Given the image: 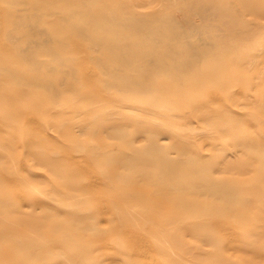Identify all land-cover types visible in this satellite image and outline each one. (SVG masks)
Wrapping results in <instances>:
<instances>
[{
    "label": "rangeland",
    "instance_id": "374dc122",
    "mask_svg": "<svg viewBox=\"0 0 264 264\" xmlns=\"http://www.w3.org/2000/svg\"><path fill=\"white\" fill-rule=\"evenodd\" d=\"M132 1L139 9L145 11L150 10V5L159 4L155 8L157 11L164 12L171 9L179 18L185 17L189 11H198V5L191 0ZM3 9L5 7L0 6V20L5 21L7 15ZM193 13L188 16L194 22L195 32H201V37L194 41V45H199L202 50L198 59H195L196 55L190 50L189 42H173L171 39L166 41L136 39L138 42L136 47L139 48L153 46L160 51L169 48L172 52L170 56L161 52L156 55L162 61L171 64L193 62L191 68L179 73L148 74L149 80L146 83L153 88L149 95L137 94L138 100L143 98L139 103L129 101L128 92L124 95L115 88L102 89L105 94L107 93V98L106 96L101 98V87L97 90L95 87L92 88L93 82L100 83L107 77L99 70L102 67L93 57L105 56L109 64L116 62L114 55L101 53L102 48L98 46L97 49L91 47L88 51L83 50L84 53L86 52L85 58L88 56L87 60L91 61L86 60L82 63L80 72L74 75L66 71L62 73L50 68L43 69L52 77L60 76L59 78L62 77L68 83L78 84L81 78L83 84L78 86L77 91L100 95L98 99L82 101L77 107L72 108L67 100L74 96L73 93H68L53 102L48 100L50 97L47 93L39 96L40 91L36 87L29 86H26V89L32 95L23 96L18 106L14 100H3L0 97V193L7 195L26 212L40 213L50 206L60 207L72 214L82 216L78 219H82L79 224L81 229H85L90 223L100 229L116 222L120 223L119 210L122 207L112 200V195L131 193L137 189L150 191L152 194L153 189L155 187L158 189L161 183L155 182L158 185H154L143 181L139 178L141 176L137 174V169L121 168L120 173L114 168L102 165L104 158H107L100 155L102 151L98 148L102 140H105L110 148L118 144L125 146L126 143L124 139L109 137L103 127L102 132L96 131L99 120L106 116L107 122L113 125L121 121L125 122V126H128L126 129L135 136L133 142L136 146L146 144L151 138L164 146L180 147L182 143H186L187 153L196 155L208 163L206 172L226 193H230L234 186L241 189L244 197L237 200L235 212L231 208L233 205L228 201L202 196L207 200L206 203L212 211L202 219L262 216L264 213V160L261 159V151L264 150V0H202V17ZM130 34L136 38L139 35L136 32ZM1 37L0 49L3 46L4 35ZM80 51L78 56L83 53ZM5 52L4 50L0 52V61H6ZM40 53L42 56L46 54L41 50ZM84 53L78 58L82 62ZM154 56L140 55L142 59L139 60L153 61ZM78 59L74 61L77 64L80 63ZM93 66L98 70L93 72ZM86 70L91 77L93 73L95 75L94 78L92 77L91 87L89 86L91 77H88L89 82L83 80ZM96 71L97 73L99 71V74H96ZM123 72L131 73L134 80L141 78L140 73L132 69L125 68ZM172 88L176 90L172 92ZM29 99L34 100L32 108L29 107L32 102ZM110 99L111 102H108ZM105 101L106 104H103ZM124 103H126L125 107ZM132 103L135 106H131ZM112 109L115 111L113 112ZM143 109L148 111L145 112ZM163 110L168 111L169 114L166 116ZM208 119H217L221 123L208 122L212 125L210 126L205 123ZM227 120L234 121L231 126L250 141L246 147H236L234 136L225 133L229 126ZM147 129L154 131L148 135ZM170 154L171 157L177 156L175 151ZM117 173H120L121 179ZM175 175L181 180L186 176L192 177L194 173L181 170ZM186 195L188 196L187 193ZM244 200L248 205L244 206ZM128 206L140 212L152 209L166 214H170L171 210L175 209L174 205L159 208L153 200L144 202L134 200L129 202ZM87 215L89 216L83 217ZM29 218H48L50 220H47L51 221V217ZM223 219L226 218H222V221ZM229 221L223 225L208 227L207 233L214 242L202 239V229L196 232L195 236L189 235L184 242L186 236L182 233L168 228L158 234L155 232L157 230H154L156 227L153 222H148L141 230L134 228L124 232L123 242L127 256H123L116 245L111 246L108 240L97 242L96 230L89 232L83 230V240L91 242L90 240L94 239L91 243L94 247H100L99 253L88 258L84 264H166L162 257L167 256L169 264H178L179 259H187L188 264H198L202 263V250L205 254L209 253L212 258L215 257L217 264H253L250 257L252 252L251 254L249 252L252 237L233 230ZM5 223L4 219L0 220V225ZM51 231L47 227L46 231L40 230L41 233H25L23 238L28 240L45 239L43 243H35L28 248L17 249L11 243L2 245L4 249L0 247V264H61L60 260H56L59 257L56 253L58 247L53 243V234H49L52 233ZM62 232V230L58 232L59 236H62ZM253 237L257 238L255 235ZM155 238L162 240L160 245H154ZM20 254L28 256V263L26 260L22 261ZM255 259L264 260V250Z\"/></svg>",
    "mask_w": 264,
    "mask_h": 264
},
{
    "label": "bare ground",
    "instance_id": "6f19581e",
    "mask_svg": "<svg viewBox=\"0 0 264 264\" xmlns=\"http://www.w3.org/2000/svg\"><path fill=\"white\" fill-rule=\"evenodd\" d=\"M191 1L198 5V11H189L187 12L188 14L182 18H179L171 9L165 10L164 12L157 11L155 8L159 6V4L150 5L149 11L141 10L132 0L0 1V6L5 7L3 10L7 15L5 21L0 20V34L1 36L4 35L2 41L3 46L0 52L2 53L3 50L6 51L4 55L7 58L5 62L0 61V97L3 100H14L18 106V102L22 101L23 96L32 95L31 92L26 89V86H29L36 87L40 91L38 93L39 96H42L43 93H47L50 97L48 100L53 102H56L57 99H61V97H65L68 93H73L74 96L67 100L68 105L72 108L77 107L82 101L88 102L98 99L100 96L99 94V96H95L94 93L86 94L84 91V93L77 91L78 86L83 84L81 78L78 80L79 82L76 81L78 84L75 82L68 83L66 80L62 79V77H52L50 73L43 70L50 68V70L66 71L68 74L74 75L80 72V66L88 59V56L85 58L86 52L84 53V51H88L91 47L97 49L96 47L98 46L102 48L101 53L105 55L106 53L114 55V57H116V62L109 64V60H107L105 56L93 57V59L95 58L94 61L99 63L102 67V69L99 70L107 77L106 80L100 83L98 81L93 82L94 86L91 85L92 88L95 87L97 90V88L101 87V98H104V96L107 98V93H104L105 89L115 88L122 91L121 93L124 95H127L126 92H128L129 95H127V99L139 103L143 98L138 100L139 97L137 94H143V96L149 95L148 93L153 88L146 83V81L149 80L148 74L152 72L179 73L184 69L191 68L193 62L189 61L186 63L171 64V62L162 61L157 58L156 55L161 52L166 56H170L172 52L169 48L164 51H160L159 48L153 46L139 48L136 47V43H138L136 39H151L153 41H166L167 39H171L173 42H189L191 44L190 50L196 55L195 59L201 56L202 50L198 47L199 45H194L196 38L198 39L201 37V32H195L196 27L193 25L194 22L188 15L194 12L202 17V0ZM168 6L166 5V7ZM177 7L181 9L180 6L177 5ZM116 8L120 9L117 10ZM131 32L138 33V37L132 36V34H130ZM40 50L46 54L42 56ZM80 50H84L83 62L78 59L83 54L78 56V51ZM147 54L155 55L152 59L153 61L139 60L142 59L139 57L140 55L146 56ZM75 59H78L77 61L78 63L80 61V63L77 64V62H74ZM89 60H87V62ZM85 64H83V66ZM95 68L93 66V72L94 70H98ZM125 68L140 73L141 78L134 80L133 77H131V73L123 72ZM85 72L88 73L87 70ZM85 72L83 74V80L87 82L89 80L88 77H91V75ZM96 74H99V71L98 73L96 71ZM94 76L93 73L92 77L94 78ZM92 77L90 78L89 86L92 83L91 81H93ZM86 86H88V84ZM87 90L88 89H86V92ZM175 90L176 88H172V92ZM111 100L112 99L108 100V102H111ZM33 102L34 100L30 103V108L34 107ZM121 103L122 102H120V104ZM103 104H106V101L105 103L103 102ZM125 104L126 103L123 105L124 107L126 106ZM22 105H24V103ZM132 105L133 103L131 106ZM86 109L85 111H87ZM148 109L146 111H148ZM119 110L120 109H118V111ZM66 111L68 110L66 109ZM143 111L145 110L143 109ZM163 113L166 116L169 114L168 111L164 110ZM208 122H213L214 124L221 123L217 119H208L205 123ZM226 123L229 126L225 133L229 136H234V145L236 147H246L250 141H247L244 135L240 134L231 126L234 121L227 120ZM210 126L212 125L210 124ZM102 127L105 128L106 131L104 132L107 133L109 137L124 139L126 141L125 146L118 144L116 147L110 148L109 145L106 144V141L102 140L98 147L102 151L100 155L107 157L102 161V165L114 168L120 173L121 171L119 169L121 168L137 169V174L141 176L139 178L143 181H148L154 185L161 183V186H159L158 189L155 187L152 194L150 191L147 192L137 189L131 193L112 195V200L119 204V207H122V209L119 210L121 222L113 223L111 226L102 229L97 228L95 224L92 223L86 226L85 229H81L79 224L82 222V219H78L82 216L72 214L60 207H54L56 208L54 209L47 206L40 213H33L32 211L26 212L21 209V207L17 206L7 195L0 193V217H3L1 219L6 221L5 224L0 225V247L6 243H11L17 249H23L35 243H43L44 238L28 240L23 237H25V233L28 232L39 233L40 230L43 229L46 231L48 227L52 230V233L49 232V234H53L54 236L53 243L58 247L56 253L59 257H57L56 260H60L61 264H84L88 258L99 253L98 249H100V247H94V244L91 243L94 242V239L90 240L91 242L83 240V230L88 232L96 230L95 239L97 242L104 241L103 239L106 241L108 240L111 246L116 245L123 256H127L126 247L123 242L124 232L134 228L141 230L148 222H153L156 227L154 230H157L155 232L158 234L163 233V230L173 228L175 231L182 233L183 236H186L184 242L189 235L195 236V233L202 229V239L214 242L210 234L207 233L208 227L223 225V223L232 218L233 221H229V224H231L233 230L248 235L250 238L252 237V245L249 244V246H251L249 252L250 254L252 252L250 257L253 260V264H264V260L255 259V257L259 256L260 252L264 250V213H262V216L257 217L237 216V219L233 217H229L230 219L228 217L202 219V217H206L204 215H210V212L212 213L209 205L206 203L207 200L202 198V196H212L215 197L216 200L223 202L228 201L233 205L231 208H233V212H235L237 200L244 197L241 194L240 188L234 186L231 188L230 193H226L224 189L221 188L222 186L215 183L206 172V165L208 163L196 155L187 153L188 147L186 143H182L180 147H173L172 145L164 146L156 139L151 138L146 144L136 146L133 142L135 136L126 129L128 126H125V122L121 121V123L113 125L107 122L106 116H103L102 119L99 120V126L96 131L98 133L102 132L101 130H104ZM153 131L152 129L146 130L148 135L152 134ZM94 149L96 150V148H93V150ZM172 151L176 152V157H171L172 155L170 152ZM256 154L253 155L256 156ZM261 159L264 160V150L261 151ZM181 170L194 173V175L192 177L186 176L180 180L176 178L175 174ZM120 173H117V175L121 179L122 176ZM134 200L139 202L153 200L156 201V205L159 208H166L169 205H174L175 209L171 210L170 214H166V212L162 211L155 212L152 211V209L140 212V210H133L130 208L131 206H128L129 202ZM103 202H105V200H103ZM245 202L244 200V206L245 204L248 205ZM88 216L89 215L83 217ZM29 217H51V221H48L50 220L48 218L47 220ZM222 218H226L227 220L223 219L222 221ZM102 222H104L103 218ZM61 230L63 231L62 236H59L58 232ZM249 233L251 234L249 235ZM254 235L257 236V238L253 237ZM161 242L162 240L157 238L154 239L155 246L160 245ZM2 249L4 248L2 247ZM68 251H71V253ZM19 256L22 258L23 262L26 260L28 263L29 259L26 254H20ZM167 257L162 258L165 259L164 262L166 264H169V259ZM178 261L180 262L178 264H188L187 259H179ZM198 264L217 263L215 257L212 258L209 253L205 254L202 250V263Z\"/></svg>",
    "mask_w": 264,
    "mask_h": 264
}]
</instances>
